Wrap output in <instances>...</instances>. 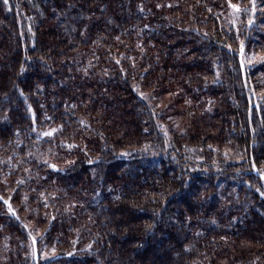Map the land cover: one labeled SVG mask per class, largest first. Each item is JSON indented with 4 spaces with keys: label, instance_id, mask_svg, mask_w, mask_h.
<instances>
[{
    "label": "trees",
    "instance_id": "trees-1",
    "mask_svg": "<svg viewBox=\"0 0 264 264\" xmlns=\"http://www.w3.org/2000/svg\"><path fill=\"white\" fill-rule=\"evenodd\" d=\"M0 264H264V0H0Z\"/></svg>",
    "mask_w": 264,
    "mask_h": 264
},
{
    "label": "rangeland",
    "instance_id": "rangeland-1",
    "mask_svg": "<svg viewBox=\"0 0 264 264\" xmlns=\"http://www.w3.org/2000/svg\"><path fill=\"white\" fill-rule=\"evenodd\" d=\"M252 56V54H250V57ZM5 202L7 204V206H9L10 210L16 214V212L10 207V203L8 199H5ZM31 240H34V234H31ZM38 243V244H37ZM29 251L31 255H40L41 260L45 261L47 259H51L54 258L58 255V253L56 252V250L46 247L41 241H29ZM8 251V250H7ZM6 251V252H7Z\"/></svg>",
    "mask_w": 264,
    "mask_h": 264
},
{
    "label": "snow or ice",
    "instance_id": "snow-or-ice-1",
    "mask_svg": "<svg viewBox=\"0 0 264 264\" xmlns=\"http://www.w3.org/2000/svg\"><path fill=\"white\" fill-rule=\"evenodd\" d=\"M5 3H7V0H5ZM49 135H50V133H49Z\"/></svg>",
    "mask_w": 264,
    "mask_h": 264
}]
</instances>
